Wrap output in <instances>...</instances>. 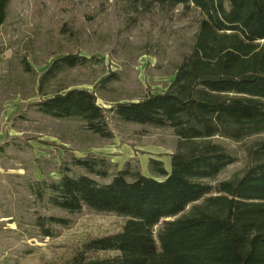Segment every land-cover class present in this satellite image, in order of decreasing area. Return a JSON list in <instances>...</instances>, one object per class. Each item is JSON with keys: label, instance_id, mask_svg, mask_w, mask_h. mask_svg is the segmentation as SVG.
<instances>
[{"label": "trees", "instance_id": "trees-1", "mask_svg": "<svg viewBox=\"0 0 264 264\" xmlns=\"http://www.w3.org/2000/svg\"><path fill=\"white\" fill-rule=\"evenodd\" d=\"M124 2L135 12L155 5L200 10L193 47L168 88L110 108L86 88L49 89L66 70L95 61L66 53L39 76L41 97L34 105L56 119H77L103 138L114 134L112 119L169 127L178 147L170 170L163 160L150 159L151 175L131 162L118 168L108 157L90 154L73 158L83 172L62 166L60 178L29 184L48 208L70 213L87 208L126 218L120 231L86 241L64 264H264V138L248 146L242 172L213 183L237 161L218 137L240 141L264 134V0ZM10 3L0 0V28ZM69 222L39 214L35 225L42 235L55 236L56 227Z\"/></svg>", "mask_w": 264, "mask_h": 264}, {"label": "rangeland", "instance_id": "rangeland-1", "mask_svg": "<svg viewBox=\"0 0 264 264\" xmlns=\"http://www.w3.org/2000/svg\"><path fill=\"white\" fill-rule=\"evenodd\" d=\"M201 18L193 5L135 12L124 0H11L0 28V264H64L86 241L118 232L125 223L113 212L48 208L31 194V182L60 178L62 166L83 172L73 158L90 154L106 156L118 168L131 162L151 175L150 159L163 160L170 170L178 147L169 127L112 119L114 134L103 138L77 119L38 112L39 76L57 57L74 53L95 61L66 70L49 89L86 88L107 108L164 92L191 51ZM258 138L264 134L240 141L218 137L237 161L213 183L242 172L248 146ZM39 214L70 222L44 236L35 225Z\"/></svg>", "mask_w": 264, "mask_h": 264}]
</instances>
